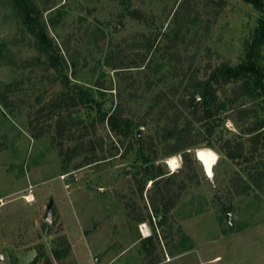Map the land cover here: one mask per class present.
I'll use <instances>...</instances> for the list:
<instances>
[{"label": "rangeland", "instance_id": "374dc122", "mask_svg": "<svg viewBox=\"0 0 264 264\" xmlns=\"http://www.w3.org/2000/svg\"><path fill=\"white\" fill-rule=\"evenodd\" d=\"M33 1L64 62L50 66L13 0H0V264H175L182 251L198 264H264V132L247 133L264 119V92L229 104L212 133L191 118L199 142L180 152L166 154L164 129L214 68L246 58L264 0L263 12L247 0ZM259 59L264 69V43ZM74 83L100 87L101 108L62 102ZM115 108L131 134L101 120ZM136 133L165 173L154 183ZM204 146L219 154L214 182L196 156Z\"/></svg>", "mask_w": 264, "mask_h": 264}, {"label": "trees", "instance_id": "16d2710c", "mask_svg": "<svg viewBox=\"0 0 264 264\" xmlns=\"http://www.w3.org/2000/svg\"><path fill=\"white\" fill-rule=\"evenodd\" d=\"M254 8L260 12H263V0H247ZM15 8L18 10L26 29L37 40L39 50L47 55L50 66L61 70L64 59H62L60 47L55 43L54 39L49 35L47 30V22L44 20L42 13L37 8L33 0H13ZM130 14H136L135 10H130ZM264 43V18H260V23L257 28V35L254 37L246 52V58L237 65H220L212 70L207 79L202 81V84L196 92L189 94L188 100H186V108L188 112L183 110L175 112L174 122L171 127H165V137H174V141L169 145V150L166 154H173L180 152L196 145L199 139H194V135H191L192 119L197 118L200 121L208 122V130L213 132L214 120L217 116L226 110L227 106L231 103L237 102V99L248 93H257L262 90L264 92V69L260 65L259 61V49ZM2 48L0 47V56ZM62 72V71H61ZM65 84L69 85L70 80L68 76H64ZM229 82L238 83L234 89L236 98L220 100L218 96V90L223 87L224 84ZM96 90H101L100 87L94 88L91 85H83L74 83L71 87L69 94H66L62 98V102L67 99L73 104L83 103L89 107L97 105L101 108L96 98ZM258 94V93H257ZM197 95L200 97L198 98ZM172 105V104H171ZM170 105V106H171ZM264 108V106H263ZM189 113L191 117H189ZM101 120L107 119L110 127L118 134L129 135L133 132L135 123L130 119L123 117L118 108L113 111H103L101 113ZM184 119L185 122L181 125L180 121ZM213 120V121H212ZM264 132V119L257 121L254 127L248 129L247 133H254L253 137H260V134ZM64 133V129L60 130L59 135ZM137 142H140L138 147V156L144 163H148L145 167L146 177L156 182L160 178H163L161 169H158L154 165L155 156H147L146 148H148L145 140L135 134ZM183 155L185 160H189V154L184 151ZM150 162V163H149ZM169 179V178H167ZM160 223H163V217L159 219ZM148 241L152 240V237L147 238ZM154 246V243L152 242ZM149 253H152V249H148ZM59 256V251L56 252ZM37 258L30 264H36ZM157 260V257H153L150 262Z\"/></svg>", "mask_w": 264, "mask_h": 264}, {"label": "water", "instance_id": "95a60500", "mask_svg": "<svg viewBox=\"0 0 264 264\" xmlns=\"http://www.w3.org/2000/svg\"><path fill=\"white\" fill-rule=\"evenodd\" d=\"M197 97L199 98L200 96L197 95ZM196 156L202 162L207 177L214 182V165L218 161L219 154L213 148L204 146L196 149ZM227 215L230 218L229 212ZM46 218L50 219L49 213H47Z\"/></svg>", "mask_w": 264, "mask_h": 264}, {"label": "crops", "instance_id": "0c3cea01", "mask_svg": "<svg viewBox=\"0 0 264 264\" xmlns=\"http://www.w3.org/2000/svg\"><path fill=\"white\" fill-rule=\"evenodd\" d=\"M189 254V255H188ZM188 256H190V253L188 251H182V252H179L178 254L176 253V255L174 256V258H176V262L175 264H198L197 263V260L193 259V260H190L188 259ZM168 261H163V260H160V258L154 262H151L150 264H169L167 263Z\"/></svg>", "mask_w": 264, "mask_h": 264}, {"label": "bare ground", "instance_id": "6f19581e", "mask_svg": "<svg viewBox=\"0 0 264 264\" xmlns=\"http://www.w3.org/2000/svg\"><path fill=\"white\" fill-rule=\"evenodd\" d=\"M167 163L169 165V167L172 169V170H175L178 166V159H177V156H170L167 158ZM34 196H32L33 198ZM32 200V199H30ZM143 231H144V235H149L150 234V230L147 226V224H143Z\"/></svg>", "mask_w": 264, "mask_h": 264}]
</instances>
